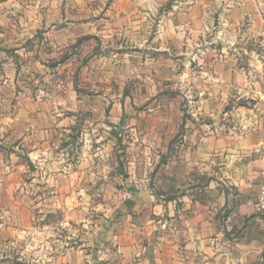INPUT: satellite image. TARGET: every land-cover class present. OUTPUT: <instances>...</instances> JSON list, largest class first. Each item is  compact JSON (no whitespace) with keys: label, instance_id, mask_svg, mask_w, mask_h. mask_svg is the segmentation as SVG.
I'll return each mask as SVG.
<instances>
[{"label":"crops","instance_id":"crops-1","mask_svg":"<svg viewBox=\"0 0 264 264\" xmlns=\"http://www.w3.org/2000/svg\"><path fill=\"white\" fill-rule=\"evenodd\" d=\"M42 1L0 0V145L12 150L19 174L33 181L39 177L53 194L50 216L65 206L74 210L76 199L85 209V203L102 196L100 226L76 220L75 214L53 221L66 227L56 249L60 244L70 255L76 242L102 264H264V215L254 207L264 191L260 61L249 67L238 45L240 57L230 53L210 69L202 62L193 71L176 50L187 47L188 35L207 28L203 0L163 14L170 0H109L108 7L102 0V24L92 21L87 10L69 9L64 26L52 22L57 11ZM90 1L101 0H82L85 7ZM96 5L100 8L99 3L91 6ZM156 17L157 38L139 39L145 23ZM232 19L222 25L232 27ZM63 30L72 33L71 40H58ZM76 30L102 32V71L87 67L83 77L102 74V98L113 99V129L123 124L124 113L132 114L133 121L123 124L131 129L126 152L114 148L121 141L111 132L110 138L90 137V130L106 128L103 106L89 100L75 104V87L27 90L22 71L24 58L32 55L28 44L65 48L74 43ZM38 34L47 37L32 44L29 39ZM109 34L115 40L120 36V45ZM122 39L130 46H122ZM108 81L117 93L109 92ZM125 93L145 104L142 113ZM190 96L194 112L184 121L182 105ZM15 168H8L7 178ZM110 193H115L113 200L107 198ZM40 221L53 229L44 217ZM76 223H82V233H75ZM94 233L97 237L91 238Z\"/></svg>","mask_w":264,"mask_h":264},{"label":"rangeland","instance_id":"rangeland-1","mask_svg":"<svg viewBox=\"0 0 264 264\" xmlns=\"http://www.w3.org/2000/svg\"><path fill=\"white\" fill-rule=\"evenodd\" d=\"M194 1L170 0L168 4L162 7L160 14H163V11L174 6L179 7L181 5L184 7L188 3H195ZM42 2L44 7H47L50 2V7L57 11V16H53L50 19L58 26L68 24L64 20L67 17L65 16V11L69 9H73L75 12L87 10L86 15H89L92 21H100L102 24V0L87 2L88 8L84 6L82 0H43ZM96 3H99L100 8L97 5L92 8L91 5ZM110 3L107 0L103 6L108 7ZM202 3L206 15L207 28L201 32H193L188 35L187 47L182 48L181 45L176 50L179 51V54L184 53L182 58L185 57L187 61H190L193 71L200 70L202 62L204 67L210 69L218 59H224L223 56H230V53L240 57L241 54L237 53L238 49H236V46L240 45L244 49L243 52H245L244 58L246 57L251 64L249 67H257L253 65L254 60L257 58L260 61V70L264 72V0H203ZM78 8L79 10L77 11ZM241 9L247 13L243 11L244 14L242 17H240ZM230 14L231 16H229ZM224 15L226 16L224 17ZM228 16L234 20L232 21L234 24L232 27L222 25L226 18H229ZM149 21L151 25L150 23H145L146 25L141 29L143 30L141 31L142 33L138 35L139 39L153 40V38H157L160 18L156 17L154 20ZM81 23L77 25H81ZM65 30L58 34V40H71L70 36L72 33H67ZM97 33L90 35L83 33L82 30H76L73 32L74 43L67 44L69 46L64 45L67 46L65 48L56 49L54 47H46L40 49L33 45L31 46L29 43L28 51L32 55H29L26 59L24 58L26 69L22 72L26 75L25 80L27 81L28 91L33 93L37 90L62 91L66 88L75 87L77 90L75 104L80 103V105H83L85 100H89L92 106H103L101 120L106 123V128L94 131L90 130V137L93 138L99 135L105 139L106 136L110 138L114 135L113 132H115L118 134L117 139H126V143H122L121 139V142L114 148H117L121 152H126L129 147L128 137L131 136V129L125 127L123 124L127 125L133 121L132 114L124 113V116L127 115V117L125 120L122 118L121 122L124 120L123 124L120 125L118 121V129H113L110 123L114 119V115L110 111L113 99L107 98L105 100L102 98V74L94 75L92 73V77L87 76V79L83 77V72L87 70V67L93 71H102V32ZM218 34L220 37H217ZM109 35L114 40L116 39L115 36ZM46 37L44 34H38L34 39L29 40L33 44L35 41L45 40ZM119 38L120 36L115 40L117 41L115 44L120 45ZM223 38L225 41H223ZM181 44L183 43L181 42ZM126 45L130 46V44H127L122 39V46ZM153 53L150 55L154 56ZM214 60L215 62H213ZM0 67L2 68L1 64ZM105 84H107V88H112L109 91L110 93H117L114 92V86L111 84V81ZM124 95L125 99L126 97L132 99L131 105H133L134 110H139L140 112L142 111L141 108L145 107L144 103L138 101L134 103L133 97L126 95V93ZM185 99L187 100L182 105L184 121L186 119L191 120L192 116L190 114L194 112L192 97L190 96ZM102 101L104 103L103 105ZM70 117H72V120H77L72 115ZM182 130L183 127H180L179 136H181ZM0 132L4 131L0 130ZM62 138L59 135L55 139L56 143L60 144ZM103 142L105 141L102 140ZM108 145L106 147L109 150L112 144L108 143ZM161 150V148H156L155 153L158 151L161 152ZM13 158L15 159V157ZM12 161L13 163H11ZM18 164L19 162L16 159L12 160V150L0 145V264H86L87 262H91V264H102L99 260L95 259L94 252H90L87 249L82 253L79 244L76 242L73 244L74 247H71L70 255L66 254L65 249L60 244L56 249L55 244L58 243L56 242V238L61 239L65 235L66 227L61 224L57 226L53 222L58 216V219L63 220L67 214H75L76 220H90L89 225L95 226V224H98L100 226L101 223L99 222L102 220V196L99 197L96 195L93 198V202L85 203V209H83V205L81 207L77 206L78 199H76L74 203L76 207L74 210H70L69 207L65 206L59 209L58 215L50 216L48 213L51 210V202L49 199L53 194H50L44 189L39 177L33 181L34 178L30 177V175L19 174ZM14 167L16 168L12 172L13 174L11 173V178H7L8 168L12 170ZM114 195L115 193H110V195H107V198L113 200ZM59 198L61 197L59 196ZM43 217L45 222L54 224L53 229L50 228L51 224L48 225V228H45L41 224L42 221L40 219ZM75 227V233H79V231L82 233V223H76ZM90 236L91 238L94 236L97 237L95 233ZM91 250L94 251L95 249L92 247Z\"/></svg>","mask_w":264,"mask_h":264},{"label":"built area","instance_id":"built-area-1","mask_svg":"<svg viewBox=\"0 0 264 264\" xmlns=\"http://www.w3.org/2000/svg\"><path fill=\"white\" fill-rule=\"evenodd\" d=\"M254 207L259 214L264 215V191L257 197Z\"/></svg>","mask_w":264,"mask_h":264},{"label":"trees","instance_id":"trees-1","mask_svg":"<svg viewBox=\"0 0 264 264\" xmlns=\"http://www.w3.org/2000/svg\"><path fill=\"white\" fill-rule=\"evenodd\" d=\"M113 133H114V136L115 137H118V134L117 133H115V132H113ZM118 140L121 141V139H119V138H118Z\"/></svg>","mask_w":264,"mask_h":264}]
</instances>
